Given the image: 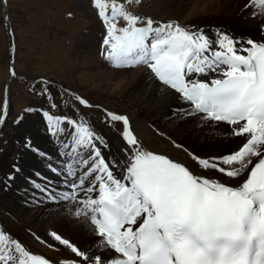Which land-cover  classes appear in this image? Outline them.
Instances as JSON below:
<instances>
[{"label":"snow or ice","instance_id":"obj_1","mask_svg":"<svg viewBox=\"0 0 264 264\" xmlns=\"http://www.w3.org/2000/svg\"><path fill=\"white\" fill-rule=\"evenodd\" d=\"M131 2L94 0L106 26L105 59L115 68L144 66L151 78L190 106L186 115L198 116L210 128L230 126L227 135L241 138L242 145L221 156L200 157L173 142L202 170L216 173L209 177L145 149L126 115L105 110L106 119L123 125L126 158L117 160L105 157L102 149L108 144L86 119L45 111L57 157L35 148L30 139L25 147L46 162L63 190L41 172L29 177V184L49 200L71 204L69 214L97 239L99 254L81 251L55 231L50 236L85 264H264V39L237 38L222 29H216L213 39L194 26L126 11ZM245 7L253 9V18L264 19V0H250ZM121 19L126 22L122 27ZM74 99L93 107L79 95ZM7 107L5 96L0 126ZM20 171L13 164L5 188ZM0 264L50 261L0 229Z\"/></svg>","mask_w":264,"mask_h":264},{"label":"bare ground","instance_id":"obj_2","mask_svg":"<svg viewBox=\"0 0 264 264\" xmlns=\"http://www.w3.org/2000/svg\"><path fill=\"white\" fill-rule=\"evenodd\" d=\"M134 2L138 12L156 14L166 20L178 21L181 25L203 29L213 39L216 29H222L237 38L264 39L261 36L264 19L259 16L253 18V9L245 7L250 0ZM85 14L89 18L92 13L87 10ZM90 20L88 26L78 31V41L76 40L73 48L74 68L71 80L67 82L70 86H65L60 77L44 78L51 81L50 86L60 99L70 102L71 112L66 116H54L70 117L78 121L86 119L93 130L105 138L108 144L107 149H102L105 157L120 160L126 158V144L121 137L123 125L122 122L106 119L105 110L126 115L145 149L178 159L196 174L215 176L213 170H202L188 153L175 148L173 142L183 145L196 156L215 157L237 150L242 145V139L228 136L230 126L226 124L210 128L204 126L198 116L186 115L190 106L181 101L174 91L165 89L151 78L144 66L115 68L105 57H97L96 50L101 39L97 26L99 18L91 17ZM11 67L14 70L12 64ZM75 75L78 76L74 77ZM13 77H19V74H10L7 82L5 96L8 107L4 124L9 116V90ZM23 77L28 82L31 81L28 77ZM66 89L71 91L72 96L68 95ZM75 95L85 98L93 107L80 105L74 99ZM40 111L35 105L26 109L19 124H12L11 137L0 143V229L6 230V233L20 241L31 253H42L56 264L59 261L64 264L71 261L85 264L82 257H77L67 246L55 241L50 232H57L81 251L91 250V255L99 254L96 251L97 239L89 235L85 226L69 214L71 204L45 200V196L43 201L40 200L44 194L35 191L28 181L29 177L35 179V172H41L49 177L58 190H63L59 178L48 171L46 162L25 147L26 139H30L35 148L53 158L57 157V143L54 137L48 135L45 117ZM3 112L2 104L1 113ZM13 164H17L21 171L10 182V186L5 188L3 181L13 172Z\"/></svg>","mask_w":264,"mask_h":264},{"label":"rangeland","instance_id":"obj_3","mask_svg":"<svg viewBox=\"0 0 264 264\" xmlns=\"http://www.w3.org/2000/svg\"><path fill=\"white\" fill-rule=\"evenodd\" d=\"M124 2L125 0H117V3ZM93 3L94 0H0V113L3 94L6 92L5 88L10 76L11 62L15 72L31 79L32 84H39L38 78L55 76L63 79L65 86H70L67 82H70L74 68L72 67L73 48L78 41V31L91 23V17L99 16L92 13L88 18L85 14L87 10L98 12ZM133 4L126 3L125 9L127 11L133 9L130 12L141 17H150L157 22L170 21L156 14H141L136 9V3ZM8 22L11 27L8 26ZM125 23L121 19L119 26L122 27ZM97 26L99 33L103 34L96 54L102 59L104 57L102 43L106 35V26L101 18ZM29 88L30 86L24 84L22 80L13 77L9 90L10 116L7 123L0 128V143L11 137L12 124H19L14 122H20L26 109L32 105L47 109L46 111L50 114L71 112L70 102L60 99L58 93L51 89L52 87L45 99L40 98L39 94L44 96L42 93L45 92L41 88L36 89L39 94L32 92ZM65 91L72 96L70 90ZM53 103L56 105L55 108L52 107Z\"/></svg>","mask_w":264,"mask_h":264}]
</instances>
